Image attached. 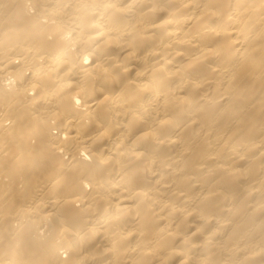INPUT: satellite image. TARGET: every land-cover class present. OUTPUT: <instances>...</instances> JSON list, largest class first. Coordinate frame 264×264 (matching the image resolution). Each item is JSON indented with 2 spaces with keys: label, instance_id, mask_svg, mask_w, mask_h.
I'll use <instances>...</instances> for the list:
<instances>
[{
  "label": "bare ground",
  "instance_id": "6f19581e",
  "mask_svg": "<svg viewBox=\"0 0 264 264\" xmlns=\"http://www.w3.org/2000/svg\"><path fill=\"white\" fill-rule=\"evenodd\" d=\"M0 264H264V0H0Z\"/></svg>",
  "mask_w": 264,
  "mask_h": 264
}]
</instances>
